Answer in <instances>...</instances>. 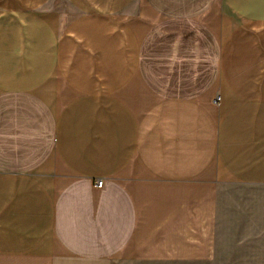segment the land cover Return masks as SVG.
I'll use <instances>...</instances> for the list:
<instances>
[{
    "label": "crops",
    "instance_id": "0c3cea01",
    "mask_svg": "<svg viewBox=\"0 0 264 264\" xmlns=\"http://www.w3.org/2000/svg\"><path fill=\"white\" fill-rule=\"evenodd\" d=\"M0 264H264V0H0Z\"/></svg>",
    "mask_w": 264,
    "mask_h": 264
},
{
    "label": "built area",
    "instance_id": "2783aa9c",
    "mask_svg": "<svg viewBox=\"0 0 264 264\" xmlns=\"http://www.w3.org/2000/svg\"><path fill=\"white\" fill-rule=\"evenodd\" d=\"M103 183V180L102 178H96L95 181H94V184L97 186V187H100Z\"/></svg>",
    "mask_w": 264,
    "mask_h": 264
}]
</instances>
